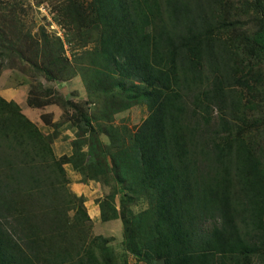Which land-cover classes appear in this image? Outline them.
<instances>
[{
	"label": "trees",
	"instance_id": "16d2710c",
	"mask_svg": "<svg viewBox=\"0 0 264 264\" xmlns=\"http://www.w3.org/2000/svg\"><path fill=\"white\" fill-rule=\"evenodd\" d=\"M37 3L62 35L0 7V74L30 72L42 111L0 94V264H264V0ZM68 165L120 242L94 233Z\"/></svg>",
	"mask_w": 264,
	"mask_h": 264
},
{
	"label": "rangeland",
	"instance_id": "374dc122",
	"mask_svg": "<svg viewBox=\"0 0 264 264\" xmlns=\"http://www.w3.org/2000/svg\"><path fill=\"white\" fill-rule=\"evenodd\" d=\"M12 4L17 7L16 11L24 22L25 31L27 29H32V31L36 33L42 25H45L49 33L62 35L60 26L53 22V14L50 11V4L37 3V0H0V7L10 6ZM31 78L32 76L30 72L27 73L22 71L18 67L11 69L5 68L3 73L0 74V94H2L7 99L15 98L20 100V104L24 111H26L32 119L38 122V116L42 111L38 109H31L26 104L28 94L26 86L28 87V82ZM64 86L65 92L72 89L84 93L86 90V87L80 78L68 82L64 84ZM146 116V106H138L117 115L114 123L127 124L133 127L134 125H138ZM122 118L124 119L122 120ZM42 128L44 129L45 127ZM48 129L52 130V128ZM72 133L73 130H70L69 127L65 126L62 130V135H68V138L62 139L61 137L55 141V148L58 155L64 152H70V139L74 136V133ZM67 169L68 175L71 179V190L78 195H83L85 197V204L89 210V213L93 215L95 204L98 203L99 198L104 197L103 195L105 192L101 191L98 184L94 181H83V176L79 172L75 171L72 166L68 165ZM137 208L140 209V207ZM98 218L99 219L94 221V233H103L107 236H113L116 239V243L123 239L121 231L122 223H120V225L115 223H104L101 221L100 216H98ZM136 261L137 258L135 256H131L130 262L132 264H137Z\"/></svg>",
	"mask_w": 264,
	"mask_h": 264
},
{
	"label": "crops",
	"instance_id": "0c3cea01",
	"mask_svg": "<svg viewBox=\"0 0 264 264\" xmlns=\"http://www.w3.org/2000/svg\"><path fill=\"white\" fill-rule=\"evenodd\" d=\"M10 99H13V98H10ZM93 211H94L93 212V215H91V214L90 215H91L93 221H96L97 219H99L98 216H100V207H99V204L98 203L95 204Z\"/></svg>",
	"mask_w": 264,
	"mask_h": 264
},
{
	"label": "clouds",
	"instance_id": "9594fccd",
	"mask_svg": "<svg viewBox=\"0 0 264 264\" xmlns=\"http://www.w3.org/2000/svg\"><path fill=\"white\" fill-rule=\"evenodd\" d=\"M137 262V261H136Z\"/></svg>",
	"mask_w": 264,
	"mask_h": 264
}]
</instances>
